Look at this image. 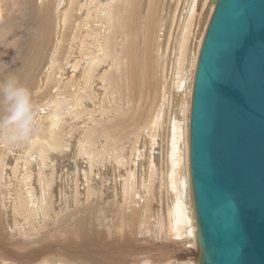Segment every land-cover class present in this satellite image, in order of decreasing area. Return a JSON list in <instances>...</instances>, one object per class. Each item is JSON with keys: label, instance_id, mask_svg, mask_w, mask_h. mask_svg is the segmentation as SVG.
I'll return each mask as SVG.
<instances>
[{"label": "bare ground", "instance_id": "6f19581e", "mask_svg": "<svg viewBox=\"0 0 264 264\" xmlns=\"http://www.w3.org/2000/svg\"><path fill=\"white\" fill-rule=\"evenodd\" d=\"M0 3V81L38 113L29 143L0 139V264H200L190 110L215 0ZM135 230L185 256L134 257Z\"/></svg>", "mask_w": 264, "mask_h": 264}, {"label": "water", "instance_id": "95a60500", "mask_svg": "<svg viewBox=\"0 0 264 264\" xmlns=\"http://www.w3.org/2000/svg\"><path fill=\"white\" fill-rule=\"evenodd\" d=\"M190 112L200 264H264V0H215Z\"/></svg>", "mask_w": 264, "mask_h": 264}, {"label": "clouds", "instance_id": "9594fccd", "mask_svg": "<svg viewBox=\"0 0 264 264\" xmlns=\"http://www.w3.org/2000/svg\"><path fill=\"white\" fill-rule=\"evenodd\" d=\"M31 90L14 75L0 81V139L26 144L38 131V113Z\"/></svg>", "mask_w": 264, "mask_h": 264}, {"label": "rangeland", "instance_id": "374dc122", "mask_svg": "<svg viewBox=\"0 0 264 264\" xmlns=\"http://www.w3.org/2000/svg\"><path fill=\"white\" fill-rule=\"evenodd\" d=\"M1 4V3H0ZM17 7H19V6H15V9L17 8ZM15 11V10H14ZM19 22V19H17V23ZM8 47H9V49L10 50H15V48H16V43H13V42H10L8 45H7ZM6 60V56H4L3 57V61H5ZM93 212V213H92ZM96 211H92V210H87V212H86V217H88V214L87 213H91L89 216H90V218L91 217H93L94 218V216H92V215H95L96 213H95ZM82 213H84V214H80V216H82V217H84V215H85V212H82ZM95 213V214H94ZM89 217L86 219V220H88L89 221V219H90ZM92 219V218H91ZM91 219H90V221H89V225H90V223H91ZM86 220H84L85 221V223L86 224H88V222L86 221ZM88 226V225H87ZM86 226V228H88ZM111 227L113 226V224H111L110 225ZM115 226V225H114ZM73 227V225L72 226H70L69 228H70V230H72V232H73V230L77 233H75V232H73L72 233V235L73 236H75V237H73V239L74 240H77V238H76V235H78L79 234V232L77 231V229H76V227L74 226L73 227V229H71ZM75 228V229H74ZM85 228V227H84ZM102 228V227H101ZM105 228L106 227H104V232L106 231L105 230ZM89 229V228H88ZM69 230V231H70ZM87 229H85V232L86 233H88L89 231H92L94 234H95V232H97V230H99V229H95V232H94V229H90L88 232L86 231ZM100 231H101V229H100ZM100 231H98L97 233H98V235L96 234V237H97V239H98V241L99 242H101V239H102V241L103 242H105L106 240V242H108L109 240L108 239H111L108 235H107V237L105 238V237H103V234H105L104 236H106V232L104 233L103 232V230H102V235H99L100 234ZM90 233V235H94L93 233ZM71 235V236H72ZM87 235V239H88V237H90V236H88V234H86ZM134 235H136V237L134 236V238H135V240H137L136 242H137V244H139V245H141L143 248H144V250L145 251H141V252H139V253H137L136 255H134V257H136V258H138V259H140V258H144V257H146V256H150L149 254H150V252L152 253L151 255L153 256V258L152 259H154V261H160V260H162V258H167V257H171L172 255V257H174L175 256V258H173L174 260H179V259H181L180 257H184L185 256V254H183V251H182V249L184 248L182 245H180L178 242H176V244H174L175 243V241L173 242H170V240L168 241V242H166L169 246L167 247V244H165V243H163L162 241H160L157 237H155L154 235H148V237H147V235H144V234H140V233H138V231L136 232V230H135V233H134ZM56 236H58V237H60V236H62V235H56ZM70 236V237H71ZM80 236V235H79ZM79 236H77L78 237V239L79 240H77V241H75V242H77L76 243V245H78V242H81V239H80V237ZM138 236V237H137ZM144 236V237H143ZM94 237V236H93ZM99 237H101V239H99ZM109 237V238H108ZM72 238V237H71ZM70 238V239H71ZM104 238H105V240H104ZM145 238V239H144ZM73 239H71L72 240V242H73ZM90 240L92 239V237L91 238H89ZM93 239H96L95 237L93 238ZM142 241H141V240ZM140 240V242H138ZM93 241H95V240H93ZM102 243V242H101ZM173 243V244H172ZM160 244V245H159ZM163 245H166V247L168 248V250H167V248H163ZM172 245V246H171ZM175 246V247H174ZM161 247V248H160ZM183 247V248H182ZM149 248H151V249H149ZM162 249H165V253L163 252V254H162ZM200 249V248H199ZM148 250V251H147ZM156 250V251H155ZM150 251V252H149ZM155 251V252H154ZM168 252V253H167ZM200 252V251H199ZM139 254V255H138ZM141 254V255H140ZM145 256H144V255ZM157 254V255H156ZM160 254V255H159ZM165 254V255H164ZM167 254V255H166ZM164 255V256H163ZM182 255V256H181ZM151 256V257H152ZM166 256V257H165ZM180 256V257H179ZM156 257V258H155ZM161 257V259H159V260H156V259H158V258H160ZM176 257H178V258H176ZM182 257V258H183Z\"/></svg>", "mask_w": 264, "mask_h": 264}]
</instances>
